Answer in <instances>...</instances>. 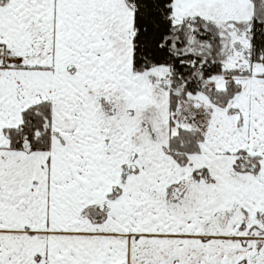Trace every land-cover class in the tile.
Masks as SVG:
<instances>
[{
    "label": "snow or ice",
    "instance_id": "6c2138e0",
    "mask_svg": "<svg viewBox=\"0 0 264 264\" xmlns=\"http://www.w3.org/2000/svg\"><path fill=\"white\" fill-rule=\"evenodd\" d=\"M0 264H264V0H0Z\"/></svg>",
    "mask_w": 264,
    "mask_h": 264
}]
</instances>
